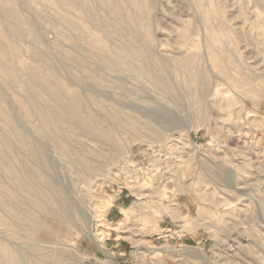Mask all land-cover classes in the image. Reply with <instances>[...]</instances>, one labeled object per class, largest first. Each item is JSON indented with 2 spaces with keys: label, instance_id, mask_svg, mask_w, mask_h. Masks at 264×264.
<instances>
[{
  "label": "rangeland",
  "instance_id": "374dc122",
  "mask_svg": "<svg viewBox=\"0 0 264 264\" xmlns=\"http://www.w3.org/2000/svg\"><path fill=\"white\" fill-rule=\"evenodd\" d=\"M86 1L95 19L0 0V30L5 8L23 15L0 99L26 138L0 113V264H264V0ZM30 67L78 91L113 141L33 94Z\"/></svg>",
  "mask_w": 264,
  "mask_h": 264
},
{
  "label": "bare ground",
  "instance_id": "6f19581e",
  "mask_svg": "<svg viewBox=\"0 0 264 264\" xmlns=\"http://www.w3.org/2000/svg\"><path fill=\"white\" fill-rule=\"evenodd\" d=\"M63 2H68V3H78L81 5V7H83L86 10L87 16L89 18L95 19V14L88 8L87 5V1L86 0H61ZM8 4V3H7ZM11 5V4H10ZM9 5V6H10ZM5 6V5H4ZM8 6V5H7ZM119 6V5H118ZM6 7V6H5ZM119 9V8H118ZM117 9V10H118ZM3 9H1L2 11ZM120 10V9H119ZM120 15V13H119ZM23 15L20 11L14 9V7H7L5 8L4 11V15H3V22L5 25L4 29L0 30V70L5 74L4 76H6L7 79H9L12 82H16L19 80L18 79V71L14 68H11L12 64L10 63V65H8V63H5V59L7 58V51H10V49L13 47L12 45L15 46V44L11 43L10 41V35L9 34H16V35H20L22 33V31L20 30V21L22 20ZM127 18V17H126ZM129 20V19H128ZM67 23L73 27V28H78L80 23L78 22V20L74 19V18H67ZM84 31L88 33V30L86 28H84ZM95 46L97 47H102V44L99 42V40H97L95 38L94 35L90 34L89 35ZM12 38V37H11ZM14 41V40H13ZM104 46V45H103ZM105 47V46H104ZM106 49V48H105ZM39 58L42 57V54L37 52L36 54ZM9 58V57H8ZM7 58V59H8ZM75 59V58H74ZM190 61V60H189ZM8 62V61H7ZM191 62V61H190ZM189 62V64H190ZM29 66V65H28ZM16 68V67H15ZM21 68V67H20ZM27 73H29L33 79L32 82V87H31V92L33 94L36 95H42L43 93H48L54 100H56L57 102H59V104L61 105L59 108H57V114L59 117L63 118L64 120H70L74 125H77L79 128L83 129L84 131L88 132L89 134H95V135H102L104 138L107 139V141L112 138V134H110V132H105L106 130H100L99 126H98V121L93 117V115L90 116H86L85 115V109L83 108V105L81 103V99L79 97L78 91L69 88L67 85L63 84L62 82L59 81H53L48 75H46L41 69H39L38 67H30L29 69L27 68ZM22 73V72H21ZM22 79V78H21ZM7 81V80H6ZM23 82V81H22ZM29 83V82H28ZM244 83V82H243ZM31 85V84H30ZM13 86V85H12ZM42 87V88H40ZM3 96V95H2ZM18 99V97H17ZM35 102V101H34ZM38 102V101H37ZM36 102V103H37ZM24 106V105H22ZM54 109V111H56ZM84 110V111H83ZM88 110V109H86ZM89 111V110H88ZM0 113L4 118V121L12 126L13 128H15V130L17 131L18 136L20 137L21 141H26L25 136H23L18 129L16 128L14 121L12 119V116L10 115V113L4 108L3 105V100L0 99ZM89 113V112H88ZM26 114V113H25ZM55 117V116H54ZM43 120V125L42 127H50L52 125V123L54 122L53 119L51 118V116L49 115H44L43 119H41V121ZM58 120V119H57ZM66 120V121H67ZM6 124V125H7ZM76 126V127H77ZM43 127V128H44ZM53 127V126H51ZM60 127V126H59ZM58 127V128H59ZM57 128V127H56ZM21 129V128H20ZM60 129V128H59ZM63 135L64 132L61 130L59 132V135H57L55 137L56 141L59 142L60 144H62V146L66 149L67 151H71L73 150V146L71 147V145H66L64 146V142H63ZM93 136V135H92ZM70 138V134L68 136ZM102 137V138H103ZM115 139V138H114ZM111 141H113L111 139ZM109 143V142H108ZM8 149V144L5 143L4 141L0 142V151H6ZM27 150V148H26ZM65 150V151H66ZM78 150V149H77ZM64 151V152H65ZM38 152V150H37ZM35 153V152H34ZM38 154V153H36ZM67 154V153H66ZM40 155V154H39ZM4 156V155H3ZM76 156V155H75ZM74 156V157H75ZM36 157V156H35ZM82 157V156H81ZM80 157V158H81ZM26 171V170H25ZM12 172V171H11ZM27 172V171H26ZM28 176V175H27ZM19 177V176H18ZM34 183V181H33ZM38 188V187H37ZM36 190V188H35ZM56 190V188H55ZM30 192V191H29ZM49 194V193H48ZM39 207L41 209H48V197L47 194L45 193L44 189H40V193H39ZM38 198V197H37ZM48 199V200H47ZM62 200V199H61ZM60 200V201H61ZM63 201V200H62ZM64 203V202H63ZM66 204V203H64ZM64 204H60V207L58 209V212L60 213V217L62 216H66V207L64 206ZM68 206V205H67ZM13 208V207H12ZM58 208V207H56ZM52 209V208H51ZM57 210V209H56ZM49 211V210H48ZM46 212V211H45ZM68 212V211H67ZM25 213V211H24ZM30 213H25V217H30L29 215ZM71 214V213H70ZM72 215V214H71ZM35 216V215H34ZM69 216V215H68ZM59 217V218H60ZM64 218V217H63ZM69 218V217H68ZM67 218V219H68ZM1 219V218H0ZM30 219V218H27ZM33 219V218H32ZM40 219V218H39ZM38 219V220H39ZM70 219V218H69ZM37 220V219H36ZM61 221H64L65 219H60ZM16 221V220H14ZM20 221V220H19ZM40 221V220H39ZM37 221V222H39ZM1 222V221H0ZM3 222V221H2ZM17 222V221H16ZM35 222V221H34ZM42 222V221H41ZM45 222V221H44ZM40 223V222H39ZM39 223H37L39 225ZM19 224V223H17ZM41 224V223H40ZM45 224V223H44ZM51 226V225H50ZM33 229V228H32ZM47 229V228H46ZM51 232V231H50ZM54 253V251H53ZM59 255L60 253L57 252ZM53 255V254H52ZM57 256V254H55ZM55 255L53 257H55ZM59 255L57 256L59 258ZM50 257V256H49ZM56 257V258H57ZM18 264H20L18 262Z\"/></svg>",
  "mask_w": 264,
  "mask_h": 264
}]
</instances>
